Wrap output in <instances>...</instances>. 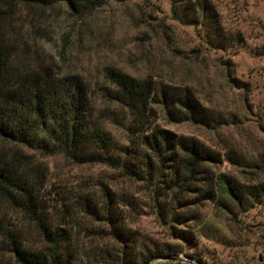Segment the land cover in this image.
Listing matches in <instances>:
<instances>
[{
    "label": "rangeland",
    "instance_id": "374dc122",
    "mask_svg": "<svg viewBox=\"0 0 264 264\" xmlns=\"http://www.w3.org/2000/svg\"><path fill=\"white\" fill-rule=\"evenodd\" d=\"M179 1L183 7L189 0ZM206 1L218 17L216 31L227 40L239 38L237 48H209L208 41H212L199 27L173 19L170 0H123L110 2L81 20L62 7L38 10L24 24L20 45L14 50L20 51L19 60L27 62L30 69L59 76L79 75L95 91L108 68L140 81L150 78L190 88L201 104L222 118V126L207 129L190 123L169 124L161 115L156 124L194 137L224 155L216 171L242 183L264 182V0ZM212 39L219 41L215 35ZM94 113L117 148L128 146V122L119 106L97 96ZM113 155L117 156L116 151ZM10 156L27 162L34 178L45 182L42 213L50 225L73 234L85 253L81 264H105L104 251L111 250L113 243L106 236L108 227L101 214L88 218L72 206L84 196L102 205L105 190L121 203L116 212L135 237L134 248L170 245L179 251L176 258L171 257L176 264H198L191 259L196 256L203 264H264L262 205L233 215L222 213L211 203L187 208L185 213L195 218L184 229L197 235L185 243L172 236L179 226L170 229L158 217L150 191L117 169L77 164L63 154L0 140V159ZM54 199L64 201L65 207ZM0 210V228L12 236L0 229V264H18L11 252L12 239L25 248L45 250L42 235L22 212L7 205Z\"/></svg>",
    "mask_w": 264,
    "mask_h": 264
},
{
    "label": "trees",
    "instance_id": "16d2710c",
    "mask_svg": "<svg viewBox=\"0 0 264 264\" xmlns=\"http://www.w3.org/2000/svg\"><path fill=\"white\" fill-rule=\"evenodd\" d=\"M121 1L0 0V140L25 149L63 154L77 164H103L119 170L150 191L158 217L170 229L179 226L172 236L189 243L197 234L184 229L195 218L185 213L187 208L194 210L211 203L222 213L233 215L256 205L264 206V182L242 183L234 176L216 171L224 155L194 137L176 134L156 124L161 115L169 124L190 123L216 129L222 126V118L201 104L188 87L157 83L150 78L140 81L108 68L95 91L79 75L59 76L30 69L27 62L19 60L20 51L14 50L20 45L24 24L38 10L62 7L81 20L110 2ZM170 1L173 19L199 27L204 37L212 41H208L209 48H237L239 38L227 40L216 31L218 17L209 2L189 0L182 7L179 0ZM213 35L219 39L217 43ZM97 96L124 111L128 146L117 148L103 129L94 113ZM19 158L25 161L24 157ZM18 160L15 156L0 159V209L7 205L22 212L42 235L45 250L25 248L12 239L11 252L16 262L81 264L85 253L73 234L50 225L42 213L45 182L34 178L27 162ZM104 194L106 202L102 205L84 196L78 197L72 207L88 218L99 214L105 218L106 236L113 243L111 250L104 251L105 264H151L159 260H165L163 264H176L174 258L179 251L170 245L139 248L142 250L135 246V249V237L116 212L121 203L114 201L108 190ZM54 201L65 207L64 201ZM1 220L0 210V225ZM0 229L12 238L9 230L2 226ZM191 259L203 264L197 256Z\"/></svg>",
    "mask_w": 264,
    "mask_h": 264
}]
</instances>
